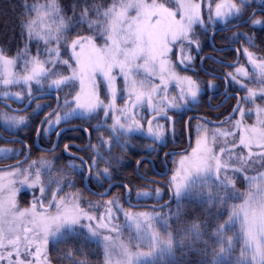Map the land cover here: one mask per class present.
I'll return each mask as SVG.
<instances>
[{
    "label": "rangeland",
    "instance_id": "rangeland-1",
    "mask_svg": "<svg viewBox=\"0 0 264 264\" xmlns=\"http://www.w3.org/2000/svg\"><path fill=\"white\" fill-rule=\"evenodd\" d=\"M252 3L261 6L264 0H220L214 5L210 0H117L102 13L95 36L72 41L66 39L65 20L54 3L33 4L27 43L21 54L9 57L0 50V98L23 105L35 93L68 90L67 95L57 93L59 108L46 120L43 133L61 121L98 115L106 125L93 151L102 157L113 144L125 145L135 134L122 114L125 98H131L128 111H158L165 103L166 111L186 112L200 102L201 85L181 69L195 66L192 46L199 38L195 28L209 34L215 24L224 26L243 17ZM262 26V19L255 16L246 28L220 33L226 42L240 44V63L219 69L234 88L244 90L243 104L229 123L210 125L194 121L189 150L167 157L171 166L167 181L175 198L188 194L193 185L218 179L224 161L219 157L221 147L213 149L216 142L229 141L225 146L239 147L243 158L245 151L247 155L264 152V99L256 101L259 96L264 98V55L250 48L254 41L252 29ZM60 45L67 46L66 55L58 48ZM54 65L65 66L67 73L57 74ZM218 83L209 78L207 89ZM50 104V98L38 99L21 113L0 106V129L8 135L24 134ZM151 128L161 143L175 134L162 120H156ZM145 147L147 152L158 151L154 144ZM20 152L18 145L0 142V160ZM47 157L41 155L28 163L0 168V230L11 234L19 231L22 224H32L46 236L40 237L45 240L49 237L48 226L54 229L59 217L75 215L70 208L38 207L44 201L40 195L48 194L39 188L36 179L44 170ZM94 167L95 184L111 178V172L102 164L94 163ZM233 168L241 171L239 166ZM22 173L28 177L23 179ZM243 177L246 190L245 186L240 191L234 189L233 194L240 200L230 203L226 226L239 225L248 252L246 259L250 264H264V171L246 177L243 173ZM14 187L29 192L38 209L22 208ZM164 196L161 186L145 182L134 189L132 199L159 202ZM98 200L102 209L97 229L107 230L102 234L95 230L96 238L103 240L104 264H154L171 255L169 210L126 208L116 196ZM38 253L44 256L39 246Z\"/></svg>",
    "mask_w": 264,
    "mask_h": 264
},
{
    "label": "trees",
    "instance_id": "trees-1",
    "mask_svg": "<svg viewBox=\"0 0 264 264\" xmlns=\"http://www.w3.org/2000/svg\"><path fill=\"white\" fill-rule=\"evenodd\" d=\"M117 0H0V50L9 57L21 54L28 36V22L32 17L31 6L33 4L52 2L57 6L59 14L65 20L64 28L67 34V41H72L78 37H88L96 35L100 28L99 20L102 18V13L111 4ZM159 2H167L168 0H156ZM220 0H210L211 5L216 4ZM255 7H263L252 3L247 7L243 17L236 20H242ZM255 16L262 19L263 26L260 29L254 30L253 46L250 48L264 55L263 49V34H264V15L258 12ZM233 21V22H236ZM231 22V23H233ZM91 25V26H89ZM243 24L240 27H247ZM218 24H215V28ZM199 34L196 45L192 46V51L195 56V63L198 57L210 51L208 43V33L195 28ZM213 42L217 46L228 45L230 43L239 48L238 42H226L220 37V33L214 35ZM63 55L67 53V46L60 45L58 47ZM221 55L224 59L232 57L231 51H224ZM209 61L205 62V66H210ZM217 69L215 72L223 73L218 70L222 68L219 65H212ZM57 74L67 73L65 66L54 65ZM228 68V67H225ZM182 72L187 73L195 82L201 85L203 93L200 94V102L193 106V109L198 112L206 110L204 104L205 97L208 94L207 82L210 77L201 72H193L189 68H181ZM218 82L220 80L216 79ZM233 87V86H232ZM243 95V89H236ZM58 91V90H57ZM68 92V90H67ZM66 90H60L56 93L67 95ZM246 93V90H245ZM264 99L262 96L256 98L257 102ZM49 108L52 106L53 101ZM191 109V110H193ZM48 110V109H47ZM46 111V110H45ZM190 111V110H189ZM207 114V112H206ZM211 117V116H210ZM220 117V116H219ZM40 115L35 122H32L26 133L16 134L24 139L29 147V155L25 163L39 156L52 157L51 153L46 154L36 149L33 144L34 132L39 121ZM249 121V120H248ZM229 123V122H228ZM174 138L183 137L184 132L182 124H175ZM191 132V129H190ZM192 138V137H191ZM1 142V141H0ZM2 143V142H1ZM229 141L216 142L214 150L221 147L219 157L224 161V167L218 171V179H212L209 182H204L201 185H193L188 194L179 198L173 195L172 201L165 205L159 211L169 210L171 216L168 218V228L172 237L171 255L163 261L155 262L154 264H250L249 259H246L248 252L243 246V239L239 225L232 224L226 226L229 208L231 202H238L240 198L233 194L234 189L243 190L244 185L243 173L246 176H251L264 171V152L247 155L242 157V151L237 147L228 149L225 145ZM12 144V143H8ZM21 148L18 157H9L0 163L19 159L24 153V147L20 143H14ZM220 145V146H219ZM146 140L140 136L134 135L127 139L126 144H113L108 149L100 162L105 168L111 172L109 180H118L126 183L131 188L132 194L135 188L140 187L145 183L138 178L134 172L135 161L143 154L148 155L153 160L159 159V153L146 151ZM176 147L171 145L167 140L165 146L160 149L164 152L168 149ZM45 162L44 170L40 172L38 181L47 195H40L44 200L38 207L47 206L48 210H56L57 208L73 209L74 216H62L56 222V227L48 226V239L41 240L46 237L38 231L34 225L26 224L18 228L19 231L7 234L6 231L0 230V264H104L103 260V240L96 238L100 227L97 221L99 212L102 207L97 197L89 194L83 186L82 174L76 167L70 166L66 157L63 154L48 158ZM54 161L53 167L57 170L52 171L51 163ZM24 163V162H23ZM146 161L140 165V172L151 175L150 168ZM159 165V161L156 162ZM240 167L241 171L233 167ZM171 172V166L169 174ZM21 177L27 178V175L20 174ZM22 179V178H21ZM104 180L98 188L105 185ZM163 188V187H162ZM18 192L17 203L25 209H38L36 207L34 197L26 190L14 187ZM165 191L162 202L167 197ZM55 195V196H54ZM119 197L123 207L129 208L123 200V188L116 185L112 193L107 196ZM71 197V199H69ZM74 199V203L73 200ZM92 201H97L93 203ZM138 202H152L151 200ZM68 214H71L70 212ZM55 222V221H54ZM96 230V231H95ZM100 234L107 232L106 228L99 229ZM50 232L52 234H50ZM103 237V236H102ZM36 242H39L38 245ZM38 246L44 251V256L38 253ZM25 255L28 258L25 259ZM245 258V259H244Z\"/></svg>",
    "mask_w": 264,
    "mask_h": 264
},
{
    "label": "flooded vegetation",
    "instance_id": "flooded-vegetation-1",
    "mask_svg": "<svg viewBox=\"0 0 264 264\" xmlns=\"http://www.w3.org/2000/svg\"><path fill=\"white\" fill-rule=\"evenodd\" d=\"M215 34L216 33L213 34L212 40L214 39V35ZM263 40H264V34H263ZM216 47H220V46L216 45ZM209 48H210V51H208V52H206L204 54H211L217 59H224L223 57H225V56L221 55L222 52L214 51L211 46H209ZM263 49H264V46H263ZM237 50H238V54H239V61H238V64H239L240 61H241V51H240V49L238 47H237ZM231 52L233 53L232 57L229 58V59H224V60L233 61L235 59V57H236L235 52L234 51H231ZM204 54H202V55H204ZM202 55H200L198 57L195 66L189 68L193 72H201L198 69V61H199V59H200V57ZM207 60L210 62L209 63V65L211 64L210 66H205V62ZM202 65H203V67L205 69L215 72V70L217 68L213 67L212 65H219V64L217 62H215L211 58H205L203 60V62H202ZM182 67L185 68L184 66H182ZM218 70H220V69H218ZM201 73H203V72H201ZM227 80H228V90H227V92L225 94L222 93V94H219V95H214L211 98H209L211 94L219 93V92H221L224 89V82L221 79H220V82L218 83V85L216 87H214L213 89H209L208 90V94H207V96L205 97V100H204V104H205L207 109L206 110H201L203 112H198V110H196V109H193V110H190V111L188 110L186 112H182V111H178V112L177 111H166L165 110V106H164L165 103L161 104L162 108H160L158 111H128V105H129V103L131 101V98L127 97V98L124 99V101H123L124 111H122V114H123L124 117L128 118V121H127L128 124L127 125L131 127L132 131L135 132L134 135H137V136H140L141 138H144L146 140V144H154L155 146H157V148H158L157 153L160 154L158 160H153L152 159V163L144 160V161H146L148 163L147 165L150 168V173H151V175H147V174L143 173L145 176H151V177L158 178V179H161L163 181L168 182L167 181L168 175L165 176V177H160V176L157 175V173L153 169V168H155L159 172L162 171L164 169V166H165L164 162L167 164L168 168H170V164L167 161V157L168 156L166 155L164 157V162H163V159H162L164 153L167 150H165L164 152H160V149L163 146H165L167 140H166L165 143H161L159 140H156L155 139V134H154V132H153V130L151 128L156 120H162L170 131H174L175 124H182V129H183V132H184V136L183 137H177V138H174V136H173L171 138H168V140L171 142V145L176 147V148H174L172 150L180 151L186 145V133H185V127L186 126L185 125H186L187 118L190 115H192V114H201V115L206 116V120H204L203 122H205L207 124H210V122H209L210 120H219V119H223L224 120L226 118L227 114L235 106L236 97L235 96H230L220 106L216 107V105L218 103H220L222 101V99L225 97V95L228 94V93H238L240 95V101H241L239 108L242 106V104H243V97L242 96L243 95H241L238 91L234 90L233 87L231 86V83L229 82L228 78H227ZM0 100L9 101L11 103V107L12 108H8L5 105L0 104V106H2L7 111H15L14 108L22 106L20 104L15 103L13 100H11L9 98H0ZM31 105H30V107H31ZM30 107L27 110H25V111H28L30 109ZM239 108L236 110L234 116L237 114ZM48 110L42 111L40 113V118ZM206 112H207V114H206ZM155 115H163V116L154 119L150 123V125H149L150 133H148L147 132L148 121H149V119L151 117H153ZM234 116L230 120H232L234 118ZM99 117L97 115V116H95L93 118L89 117V119H86V118L85 119L73 118V120H70V121H61V122L58 123V125H56L49 132L43 133V129H44L43 128L42 131H41V134H40V138H39V143H40L41 146L50 147V146H52V144H53V142L55 140L56 133H57L59 128H61L63 126H73V125L80 126V127H76V128H73V129H66L63 132H61L59 134L58 138H57L56 146H55L54 150H52L51 152H44V151H41V150L40 151L44 152L46 154L51 153L53 155V157H54V159H53L54 161L56 160L57 156H59L60 154H63L66 157L67 163L68 162L72 163V165H70V166H72V167L74 166V167L80 169L79 171L82 174V183H83L84 175L86 173V166H88V168H89L88 185H89V187L91 189L96 190V191L104 190L106 188L107 184L110 181H113V180H108V181H106L105 185H103L102 187L98 188L97 184H95V181L93 180V177H92L94 172L96 171V168L94 167V163H95V166H99L100 162H98L97 160L101 159L100 153H95L93 151V146H95L97 137L99 136L100 132H102L103 129L105 128L104 125H106V124L103 123V121L101 122L99 120ZM167 117L171 118V124L169 123V120H168ZM230 120H227V121H225L222 124H226ZM194 121H202V120H200L199 118H192V119L189 120V122H188V132H189L190 142H191V139H192L191 138L190 129H191L192 123ZM85 130H87V132ZM87 135L90 138V143H89V145L86 148L80 149V147H82L86 143ZM168 150H171V149H168ZM176 154H179V153H175L174 155H176ZM144 155H146V154H143L141 156H144ZM15 157H18V156H15ZM6 159L7 158L2 159L0 161L6 160ZM17 161H18V159H15V160L9 161V162L0 163V168H7V167L16 166V164H19ZM54 161L51 163L52 164L51 167H53ZM136 161H135V163H136ZM144 161H142V162H144ZM157 161H159V165H156ZM141 163H140V165H141ZM140 165H139V167H140ZM55 170H57L56 166L53 167L52 171L55 172ZM115 186L116 185L112 186L110 188L108 194L106 196H104V197L109 196L112 193V190L114 189ZM84 189L89 194H91V195H93V196H95L97 198H100L99 196L94 195L93 193L89 192L85 187H84Z\"/></svg>",
    "mask_w": 264,
    "mask_h": 264
},
{
    "label": "water",
    "instance_id": "water-1",
    "mask_svg": "<svg viewBox=\"0 0 264 264\" xmlns=\"http://www.w3.org/2000/svg\"><path fill=\"white\" fill-rule=\"evenodd\" d=\"M257 12H261L264 14V8H254L250 14L243 20L239 21V22H236V23H233V24H230V25H226V26H220V27H217L215 28L210 34H209V37H208V40H209V44L210 46L213 48L214 51L216 52H223L225 50H231V51H234L235 52V59L233 61H226V60H221V59H217L215 58L213 55L211 54H205L203 55L199 61H198V68L201 72H203L204 74L208 75L209 77H212V78H218V79H221L223 82H224V89L219 92V93H215V94H211L209 98H211L212 96L214 95H219V94H225L228 90V81L227 79L225 78L224 75L220 74V73H215V72H212L210 70H207L203 67L202 65V62L205 58H211L213 59L215 62H217L218 64L220 65H225V66H235L238 61H239V54H238V50H237V47L235 45H228V46H223V47H216L213 42H212V36L214 33L218 32V31H221V30H228V29H232V28H235V27H238L246 22H248ZM264 44V42H263ZM230 96H235L236 97V104L235 106L233 107V109L227 114L226 118L223 120V119H219V120H210L209 122L211 124H214V125H218V124H221V123H224L225 121L231 119L233 117V115L235 114L237 108L239 107L240 105V96L239 94L237 93H228L225 95V97L222 99V101L220 103H218L216 105V107L220 106L227 98H229ZM43 98H52L53 99V105L52 107L41 117V119L39 120L37 126H36V129H35V133H34V139H33V144H34V147L36 149H39L41 151H45V152H51L52 150H54L55 146H56V141H57V138L59 136V134L61 132H63L64 130L66 129H73V128H76V127H80V126H77V125H73V126H63L61 128L58 129L57 133H56V137H55V140L52 144V146L50 147H43L40 145L39 143V138H40V133H41V130L43 128V125L45 123V121L50 117L52 116L58 109L59 107V104H60V99H59V96L57 93L55 92H52V91H48V92H40V93H35L34 95H32L28 100L27 102L22 105L21 107H17V108H14V112H24L25 110H27L29 108V106L31 105L32 102H34L35 100H38V99H43ZM209 101V100H208ZM0 104H3L5 105L6 107L8 108H12L11 107V103L9 101H5V100H0ZM163 115H155L153 117H151L148 121V126H147V132L150 133V130H149V125L150 123L158 118V117H162ZM168 120H169V123L171 124V118L167 117ZM192 118H199L201 120H206V116L204 115H200V114H192L190 115L188 118H187V121H186V127H185V133H186V145L185 147L180 150V151H175V150H168L164 153L162 159H163V162H164V157L166 155H170V154H174V153H179V152H185L189 149L190 147V137H189V132H188V122L190 119ZM87 132V130H85ZM0 140L3 141V142H18L20 143L21 145H23L25 151H24V154L22 155V157L17 161L18 163H22L24 162L28 155H29V145L27 144V142L18 137V136H12V135H5L1 130H0ZM90 143V138L89 136L87 135V141L86 143L80 147V149H84L86 148ZM143 160H146L150 163H152V159L148 156H141L135 163L134 165V171H135V174L141 178V179H144V180H147L149 182H154V183H157V184H160L162 186H164L167 191H168V197L165 201L161 202V203H146V202H133L131 201L130 197H131V189L130 187L125 184L124 182L122 181H118V180H113V181H110L106 188L102 191H96V190H93L89 187L88 185V176H89V168L88 166H86V173L84 175V178H83V186L91 193H93L94 195H97V196H106L110 190V188L114 185H120L123 187V190H124V194H123V197H124V203L130 207V208H142V207H146V208H151V209H160V208H163L165 205L169 204L172 199H173V194H172V191L169 187V185L167 184V182L161 180V179H158V178H154V177H148V176H145L143 174L140 173L139 171V165L140 163L143 161ZM85 163V162H84ZM164 169L162 171H157L155 168L154 171L157 173L158 176L160 177H164L167 175L168 173V166L167 164L164 162Z\"/></svg>",
    "mask_w": 264,
    "mask_h": 264
}]
</instances>
